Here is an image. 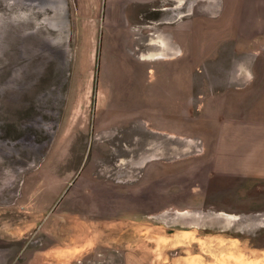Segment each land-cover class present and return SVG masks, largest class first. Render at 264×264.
<instances>
[{"label": "rangeland", "instance_id": "1", "mask_svg": "<svg viewBox=\"0 0 264 264\" xmlns=\"http://www.w3.org/2000/svg\"><path fill=\"white\" fill-rule=\"evenodd\" d=\"M61 11L0 0V264H264V172L214 171L208 97L264 0Z\"/></svg>", "mask_w": 264, "mask_h": 264}, {"label": "crops", "instance_id": "2", "mask_svg": "<svg viewBox=\"0 0 264 264\" xmlns=\"http://www.w3.org/2000/svg\"><path fill=\"white\" fill-rule=\"evenodd\" d=\"M261 33L257 40L259 46H264V26ZM257 52L255 48V52H250L253 56L214 59L209 66L216 172H264V58ZM162 123L169 127L170 122ZM145 222L160 224L151 219ZM155 251L150 250L151 256ZM126 255L127 264L135 263L136 256H141L139 250L130 246ZM24 264L29 263L26 260Z\"/></svg>", "mask_w": 264, "mask_h": 264}, {"label": "water", "instance_id": "3", "mask_svg": "<svg viewBox=\"0 0 264 264\" xmlns=\"http://www.w3.org/2000/svg\"><path fill=\"white\" fill-rule=\"evenodd\" d=\"M40 5H48L55 9V13L52 17H50L49 23L52 26H60L62 25L64 20V14L61 11V5L63 4L61 0H37Z\"/></svg>", "mask_w": 264, "mask_h": 264}, {"label": "flooded vegetation", "instance_id": "4", "mask_svg": "<svg viewBox=\"0 0 264 264\" xmlns=\"http://www.w3.org/2000/svg\"><path fill=\"white\" fill-rule=\"evenodd\" d=\"M62 1V3L64 2V0H61Z\"/></svg>", "mask_w": 264, "mask_h": 264}]
</instances>
